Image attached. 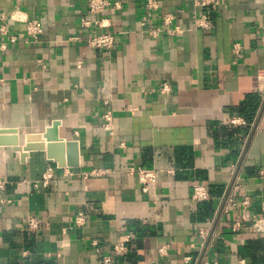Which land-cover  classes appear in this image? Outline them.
<instances>
[{
  "label": "crops",
  "instance_id": "0c3cea01",
  "mask_svg": "<svg viewBox=\"0 0 264 264\" xmlns=\"http://www.w3.org/2000/svg\"><path fill=\"white\" fill-rule=\"evenodd\" d=\"M89 1L0 0V130L16 132L0 136V264H264V0H107L102 27ZM139 168L157 174L147 193Z\"/></svg>",
  "mask_w": 264,
  "mask_h": 264
},
{
  "label": "built area",
  "instance_id": "2783aa9c",
  "mask_svg": "<svg viewBox=\"0 0 264 264\" xmlns=\"http://www.w3.org/2000/svg\"><path fill=\"white\" fill-rule=\"evenodd\" d=\"M221 0H198L196 1L195 5L197 7H203L208 11L210 8L217 7L220 4ZM159 0H146V8L148 11L156 10L159 7ZM110 3L107 0H90L88 4V11L89 14L96 16V19L93 21L94 27H102V22L97 18L98 15L103 13L108 7ZM195 25L197 28H200L205 31L212 30L213 23L211 21V17L209 12H206L201 15H196L194 17ZM147 19H145L146 21ZM175 20V16L172 14L165 15L163 17V26L162 27H150L147 33L153 39H157L163 33L164 27H170ZM83 26L89 27L88 21H83ZM167 30L168 33H178L177 30ZM1 32L4 31L1 29ZM43 34V28L38 20H31L27 23L26 26V36L33 42L39 40L40 36ZM24 37V36H21ZM11 42H16L17 37H10ZM116 39L112 33H94V35L88 40V45L94 49L98 50H110L115 45ZM259 91L264 93V75L259 76ZM103 127L106 131H111L112 126V115L110 112H107L103 116ZM136 174L138 177V181L141 185V189L144 193H147L150 189V186L154 185L157 181V174L154 169H144L139 168L136 169ZM103 172L95 171L92 174L95 176L102 175ZM51 178L50 175H45L43 178V183L46 185ZM2 187V185H0ZM192 198L195 202H202L208 200V192L207 189L202 185H194L193 186V195ZM256 221V219H255ZM86 223V219L83 213H79L75 218V225L77 227H82ZM39 227V221L36 218H29L27 220L25 230L28 232L36 231ZM258 230L261 231L259 228ZM199 235L203 238L204 233L200 232ZM131 240V236H124L121 243L115 246L114 251L116 254H126L128 252L127 244ZM93 245L97 246V242H93ZM167 247H163L160 249V253H165ZM104 264H112L113 260L111 257H104L103 259Z\"/></svg>",
  "mask_w": 264,
  "mask_h": 264
},
{
  "label": "water",
  "instance_id": "95a60500",
  "mask_svg": "<svg viewBox=\"0 0 264 264\" xmlns=\"http://www.w3.org/2000/svg\"><path fill=\"white\" fill-rule=\"evenodd\" d=\"M16 132L14 130H0V136L4 135V134H15ZM5 139H2V137H0V145L1 142H3ZM12 143L10 145H12L16 151H22V149L19 147L18 143H16V138L11 139Z\"/></svg>",
  "mask_w": 264,
  "mask_h": 264
},
{
  "label": "trees",
  "instance_id": "16d2710c",
  "mask_svg": "<svg viewBox=\"0 0 264 264\" xmlns=\"http://www.w3.org/2000/svg\"><path fill=\"white\" fill-rule=\"evenodd\" d=\"M249 112H252V115L251 117H249V120H252L253 116L255 115L254 113V110H252V108L248 109Z\"/></svg>",
  "mask_w": 264,
  "mask_h": 264
}]
</instances>
